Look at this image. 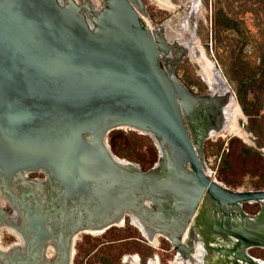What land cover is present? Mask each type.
Returning <instances> with one entry per match:
<instances>
[{
    "label": "water",
    "instance_id": "water-1",
    "mask_svg": "<svg viewBox=\"0 0 264 264\" xmlns=\"http://www.w3.org/2000/svg\"><path fill=\"white\" fill-rule=\"evenodd\" d=\"M143 14L141 0H103L95 13L73 0H0V227L22 245L0 264H71L75 235L129 215L179 258L196 242L201 264H264L247 254L264 250V190L227 191L203 162L228 96L202 81L207 92L190 93L174 73L184 51ZM114 130L151 140L150 169L111 153Z\"/></svg>",
    "mask_w": 264,
    "mask_h": 264
},
{
    "label": "rangeland",
    "instance_id": "rangeland-1",
    "mask_svg": "<svg viewBox=\"0 0 264 264\" xmlns=\"http://www.w3.org/2000/svg\"><path fill=\"white\" fill-rule=\"evenodd\" d=\"M141 1L144 12L142 19L149 29L163 33L171 45L176 44L186 49V56L180 58L174 69L179 81L194 95L207 92L199 75L201 65L192 59L187 51L196 41L205 58L213 64L228 85L236 102L237 79L244 76L236 72L239 66L234 67V64L239 61L240 66L246 67L245 75L255 72L260 64L264 49V0ZM224 18L234 23V30H225L220 26ZM189 34L192 35L191 38L188 37ZM251 98L249 95L248 100L251 101ZM259 100L264 102V94L259 96ZM246 106L250 108L249 105ZM239 113L236 126L246 134L247 142L233 134H227L226 129H222V132L219 131L203 143V162L207 175L222 188L232 192L253 191L254 183L258 182L261 176L259 174H264V144L256 150L260 161L245 160L237 156L241 145L254 147V139L245 129H262L264 134V115L260 111L258 117L251 122L240 110ZM114 131L123 134L134 133ZM224 156L233 161L228 163L226 169L220 161ZM27 177L42 179L41 175L34 173ZM0 206L4 208L2 200ZM241 210L244 214L252 216L257 212L258 206L242 204ZM129 222L126 218L122 227H112L96 236L79 234L74 243L71 264H132L130 261L133 262V259L136 260L133 264H147L149 261L152 264H178L175 262L176 256L171 246L163 237L158 236L156 247H153ZM14 243L16 239L11 230L1 227L0 252H13ZM17 244H21L19 239ZM247 254L264 263V250L254 248L248 250Z\"/></svg>",
    "mask_w": 264,
    "mask_h": 264
},
{
    "label": "trees",
    "instance_id": "trees-1",
    "mask_svg": "<svg viewBox=\"0 0 264 264\" xmlns=\"http://www.w3.org/2000/svg\"><path fill=\"white\" fill-rule=\"evenodd\" d=\"M225 30H234L232 21L224 18L220 23ZM236 61L237 58H235ZM239 66L236 72L244 77L237 79L238 89L235 92V99L241 113L251 122L258 117L264 102L259 100V96L264 94V49L261 54L260 64L255 72H249L245 75V69L240 66L239 61L234 64ZM259 73V75L257 74ZM201 87V85H199ZM203 88V87H201ZM187 89V88H186ZM257 89V90H256ZM188 90V89H187ZM262 90V92H261ZM189 91V90H188ZM257 91L259 94H257ZM190 92V91H189ZM191 93V92H190ZM251 95V101L248 96ZM246 105H249L248 109ZM254 139V147L240 146L237 156L245 160L260 161L259 153L256 151L264 144V134L262 129H245ZM107 145L111 153L118 159L136 164L142 172L147 171L156 162L157 153L151 140L135 133L123 134L120 131H111L107 135ZM223 168H228V163L233 162L227 156L220 159ZM264 166V164H262ZM259 181L254 183L253 191L264 190V174H259ZM133 238V237H132Z\"/></svg>",
    "mask_w": 264,
    "mask_h": 264
},
{
    "label": "bare ground",
    "instance_id": "bare-ground-1",
    "mask_svg": "<svg viewBox=\"0 0 264 264\" xmlns=\"http://www.w3.org/2000/svg\"><path fill=\"white\" fill-rule=\"evenodd\" d=\"M74 3H76L77 5H82L84 3H88L89 6L88 5L87 6L90 9H92V11L95 13V12H97L102 7L103 0H76V2L74 1ZM142 22L146 26V28H148V30L150 32H153L144 23L143 19H142ZM153 33H160L162 35V37L164 38V40L166 41V43H168L169 45H171V43H169L165 39L163 33L157 32V31L156 32H153ZM191 36H192L191 34L188 35L189 38H191ZM184 38H186V37H184ZM172 46H175V47L183 50L184 51V54L186 56V53H187L186 52V49H184V48H182V47H180V46H178L176 44L175 45L173 44ZM187 51L190 54V57L192 59H194L195 61H198L200 63V65H201V72H199L200 73L199 75H200V78L202 79V81L206 85H208L211 89L215 88V89H217V91L219 90V93L220 94H224V95H227L228 96V105L224 109V123L222 125V129H226L227 134H233V135L239 137L244 142H247L248 140H247L246 134L241 129L237 128V126H236V120H237V117L240 115V113H239V110L240 109L238 108V106H237L234 98L232 97V95L230 93V90L227 87L228 85H226V83L224 82V80L222 79V77L220 76V74L216 71V68L213 66V64L211 62H209L205 58V56L203 55V53L201 52V50L197 46L196 41H195V45L192 48H188ZM222 129H221V132L223 131ZM214 135H215L214 133H210L209 134V137H212ZM4 210H5V207H4ZM126 217L130 220L129 223L131 225H133L139 231V233L141 234V236L144 237L145 240H147L148 243H150L153 247H156L158 235H151V234H149L145 229H143L139 225V223L136 221V219L134 217L130 216V215L129 216H125L122 221L120 220L119 222L115 223L112 227H117V228L122 227V225L124 224V220L126 219ZM1 227H5V226H1ZM11 232L14 235H16L12 230H11ZM84 233L85 234H89L91 236L92 235L93 236L99 235V233H94V232H84ZM78 235L79 234H77V235H75L73 237L74 243L76 242ZM18 246L21 247V244L14 246L13 247V252L14 251H17V249L20 250V247H18ZM49 247L51 248L52 253L54 254L55 253L54 247L51 244L47 245V248H49ZM193 249H194V253L192 254V256H191L190 259H182V258H179L178 256H176L175 262H177L178 264H200L201 263V257L204 254L203 253V250H202L201 246L198 243H196V242L193 243ZM0 253L3 254V252H0ZM49 259H50V262H51L52 259H53V256L51 255L49 257ZM202 259H203V257H202ZM44 260L49 263V261H47V259H46V255H45V259ZM126 260L129 261L131 259H126ZM133 260L134 261L133 262L130 261V263L133 264L136 261L135 259H133ZM147 264H152V262L149 261Z\"/></svg>",
    "mask_w": 264,
    "mask_h": 264
},
{
    "label": "flooded vegetation",
    "instance_id": "flooded-vegetation-1",
    "mask_svg": "<svg viewBox=\"0 0 264 264\" xmlns=\"http://www.w3.org/2000/svg\"><path fill=\"white\" fill-rule=\"evenodd\" d=\"M84 4H86V5L89 6L88 3H84ZM1 204H2V203H1ZM214 213H216V211H214ZM219 213H222V212H221L220 210H217V214H219ZM126 218H127V217H126ZM13 237L16 239V243H14V244H12V245L16 246V245H18V244H17V243H18V237H17L16 235H14V234H13ZM12 245H11V246H12ZM11 246H10V247H11ZM18 247H20V246H18ZM21 247H22V245H21ZM21 247H20V250L17 249V251H21ZM45 255H46V259H47V261H49V263H51V262L53 261V259H54L55 253L53 254L51 248L49 247V248L46 249ZM51 255L53 256V259H52V261L50 262L49 256H51Z\"/></svg>",
    "mask_w": 264,
    "mask_h": 264
}]
</instances>
